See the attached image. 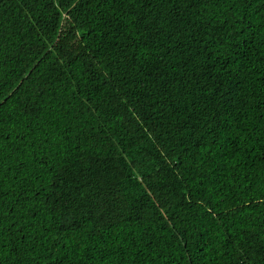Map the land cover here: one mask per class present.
<instances>
[{
    "label": "trees",
    "instance_id": "trees-1",
    "mask_svg": "<svg viewBox=\"0 0 264 264\" xmlns=\"http://www.w3.org/2000/svg\"><path fill=\"white\" fill-rule=\"evenodd\" d=\"M0 264H264V0H0Z\"/></svg>",
    "mask_w": 264,
    "mask_h": 264
},
{
    "label": "snow or ice",
    "instance_id": "snow-or-ice-1",
    "mask_svg": "<svg viewBox=\"0 0 264 264\" xmlns=\"http://www.w3.org/2000/svg\"><path fill=\"white\" fill-rule=\"evenodd\" d=\"M58 7H63V3H59L58 4ZM42 164H46L47 162L46 161H41ZM34 214V213H33Z\"/></svg>",
    "mask_w": 264,
    "mask_h": 264
}]
</instances>
